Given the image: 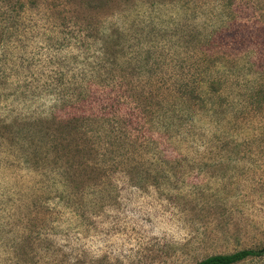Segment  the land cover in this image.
<instances>
[{
	"label": "rangeland",
	"instance_id": "1",
	"mask_svg": "<svg viewBox=\"0 0 264 264\" xmlns=\"http://www.w3.org/2000/svg\"><path fill=\"white\" fill-rule=\"evenodd\" d=\"M181 70L213 72L232 101L213 122L195 115L185 140L156 124L158 77ZM262 78L264 0H0V264H195L261 247ZM76 117L126 119L138 148L82 150Z\"/></svg>",
	"mask_w": 264,
	"mask_h": 264
},
{
	"label": "trees",
	"instance_id": "2",
	"mask_svg": "<svg viewBox=\"0 0 264 264\" xmlns=\"http://www.w3.org/2000/svg\"><path fill=\"white\" fill-rule=\"evenodd\" d=\"M214 39L213 36L209 37L208 45H213V43H215ZM209 56L211 57L212 55ZM157 63H159L158 60ZM213 63V65H217L216 61H213ZM181 72L183 74L175 73V76L173 75V82L169 84L165 82L162 84V78L158 77V82L156 84V124L161 126V130L170 137L173 133H169H171L174 126H177L176 131L179 133L178 138L185 140L187 137L194 134L195 118L193 117L195 115L199 117L205 114L209 116V120L213 122L214 116L220 112L218 108L224 105L230 106L232 101L223 97V82L213 72L207 74V76L209 75L208 78L205 79L202 77V79L199 80L195 79L196 73L192 70L190 71L191 73H189L191 74L190 78H187L188 74L186 76L184 70H181ZM259 83L255 98L256 101L262 102L264 100V78H262ZM216 97L217 99L215 100ZM166 101H168L169 104L166 105ZM190 102L195 103V105L192 104V106L195 107L194 110L188 105ZM182 106L185 107L182 108ZM176 112H181L182 114L188 113L189 116L185 119L183 116L179 117V115H177L179 119H176V117L172 116L176 115L174 114ZM175 119L177 121H175ZM130 125L131 124L126 122V119L123 120V118L120 117L103 119L97 129H93L91 119L85 117L83 119L76 117L75 119L66 121V128L68 130L80 132L85 136L84 138L89 145L88 147L83 146L82 150L89 151L90 149L99 150L101 147L107 150L117 148H122L123 150L137 149L139 141L137 142V140L127 132ZM171 139H174V136H172ZM139 145H142V143ZM97 146L99 148H97ZM85 156H87V154ZM258 256H264V244L259 248H244L230 253L212 254L195 264H235L249 257Z\"/></svg>",
	"mask_w": 264,
	"mask_h": 264
}]
</instances>
